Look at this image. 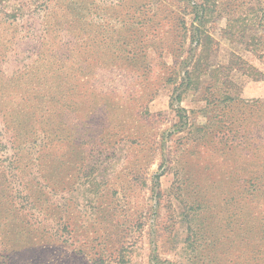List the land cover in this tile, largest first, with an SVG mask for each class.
Wrapping results in <instances>:
<instances>
[{
  "label": "rangeland",
  "instance_id": "obj_1",
  "mask_svg": "<svg viewBox=\"0 0 264 264\" xmlns=\"http://www.w3.org/2000/svg\"><path fill=\"white\" fill-rule=\"evenodd\" d=\"M0 264H264V0H0Z\"/></svg>",
  "mask_w": 264,
  "mask_h": 264
},
{
  "label": "trees",
  "instance_id": "obj_2",
  "mask_svg": "<svg viewBox=\"0 0 264 264\" xmlns=\"http://www.w3.org/2000/svg\"><path fill=\"white\" fill-rule=\"evenodd\" d=\"M199 7H204V5L198 4ZM212 37L209 33H207L205 30H199L198 28H195L192 31L191 38H190V50L194 51L191 55H189L188 60L182 62V67L184 66V69L180 68V61L178 57L173 56V65L168 69V77L166 78L167 82H171L175 85L177 80V84L175 86V90L179 88L180 86H195L193 87V90H196V86H200L201 81H203L202 75H205L208 72V67L210 64L209 58L212 52ZM196 52H198L196 54ZM196 55V56H195ZM166 63V62H165ZM164 64V63H163ZM201 66V67H200ZM189 67V68H188ZM200 67V68H199ZM229 74H225L224 76V83H230L229 81ZM186 89L183 88L181 91H185ZM181 91L176 94V99H180ZM227 99L230 102H235L233 97H230L229 94H224V98ZM207 101V100H206ZM242 104H245L243 101ZM208 103V102H207ZM248 106V105H246ZM245 107V105H243ZM255 106L250 105L248 107V110L251 109V111L255 110ZM252 113L247 114V116H244L243 121H247V118H250ZM220 116V113H217L216 115L207 117V122L203 127L208 126V122H210L213 118H217ZM220 121H226L223 119V116H220ZM234 123L230 122V124Z\"/></svg>",
  "mask_w": 264,
  "mask_h": 264
}]
</instances>
